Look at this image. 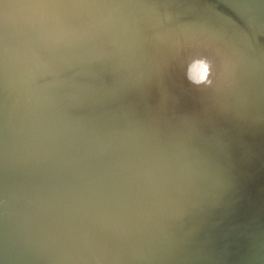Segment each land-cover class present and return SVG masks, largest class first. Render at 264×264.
Wrapping results in <instances>:
<instances>
[{"label":"bare ground","instance_id":"obj_1","mask_svg":"<svg viewBox=\"0 0 264 264\" xmlns=\"http://www.w3.org/2000/svg\"><path fill=\"white\" fill-rule=\"evenodd\" d=\"M0 264H264V0H0Z\"/></svg>","mask_w":264,"mask_h":264},{"label":"clouds","instance_id":"obj_2","mask_svg":"<svg viewBox=\"0 0 264 264\" xmlns=\"http://www.w3.org/2000/svg\"><path fill=\"white\" fill-rule=\"evenodd\" d=\"M57 5H49V4H42V5H39L40 8L42 9H47V8H50V7H56Z\"/></svg>","mask_w":264,"mask_h":264}]
</instances>
